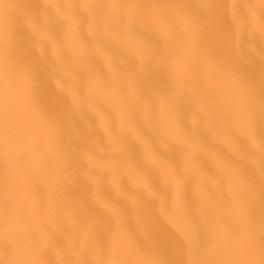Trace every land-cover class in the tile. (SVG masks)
Returning a JSON list of instances; mask_svg holds the SVG:
<instances>
[{
  "label": "snow or ice",
  "instance_id": "1",
  "mask_svg": "<svg viewBox=\"0 0 264 264\" xmlns=\"http://www.w3.org/2000/svg\"><path fill=\"white\" fill-rule=\"evenodd\" d=\"M53 8L65 38L76 41L70 56L56 57L75 113L86 118L84 110L91 109L103 124L94 105L101 94L117 114L106 129L117 157L101 165L86 150L87 130L79 133L78 144L61 140L68 110L57 105L50 112L40 103L53 73L44 70L41 44L49 33L37 21ZM225 8L236 26L232 33L219 25ZM150 34L159 40H147ZM113 43L133 53L123 66L108 57ZM98 55L106 58L107 77L94 69ZM72 64L82 69L79 93L68 83L77 82ZM208 136L229 150L212 153L216 173L197 187L196 219L189 212V181L204 171L199 157L208 151ZM157 142L174 155H162ZM250 148L258 149V159ZM141 152L154 171L140 167ZM77 157L93 165L81 172L93 184L107 169L113 181L121 171H133L151 199L160 186L173 187L165 219L174 234L148 222L150 201L127 192L123 198L136 212L138 234L129 231L124 209L106 201H97L106 221L98 227L86 197L65 194L76 179ZM36 174L45 177L46 194L34 187ZM0 264H264V0H0Z\"/></svg>",
  "mask_w": 264,
  "mask_h": 264
},
{
  "label": "bare ground",
  "instance_id": "2",
  "mask_svg": "<svg viewBox=\"0 0 264 264\" xmlns=\"http://www.w3.org/2000/svg\"><path fill=\"white\" fill-rule=\"evenodd\" d=\"M18 3H36V4H64L68 2H76V0H16ZM160 3H183L188 5H197L203 2H212L221 5H228L232 3L236 4H248L256 3L257 0H157ZM56 10L48 9L46 14L38 17V28L45 30L49 33L46 39L41 41L44 49V70L45 72H52L53 75L50 78L45 79V91L41 97V105L50 112H55L57 105L64 106L71 114L70 118L65 119L61 140L67 143L69 140L75 145L79 143V133L87 130L91 136V143L87 146L86 150L92 153L93 163L101 165L104 163L106 158L115 159L117 153L110 148L107 143L106 129L114 122L117 121V114L111 103L101 94H97L94 98L95 108L104 117L103 124L101 123L100 117L95 111L91 109H85L86 118H81L78 113H75L72 103L71 96L64 91V82L66 78L62 72L56 68V57L64 56L68 57L71 54V48L76 42L72 39H66L59 26L56 23ZM219 25L221 29L232 33L236 26L232 21L230 11L225 8L221 12L219 19ZM84 38L91 39L87 36V32L84 33ZM247 38L246 36L244 37ZM147 40L158 41L159 37L155 34H150L146 37ZM241 39V33H236V41ZM256 48H259L260 37L259 33L255 36ZM133 53L130 50L124 48L123 45L113 43L109 48L108 57L109 59H115L117 63L122 66L126 64L128 58ZM253 61L258 67V54L252 56ZM94 69L101 75L107 77L109 74L108 63L104 55H98L94 59ZM70 70L73 78L76 79V83L72 84L68 82L72 87L73 91L79 93L80 80L82 69L76 65H70ZM20 87L26 88V85L22 82ZM84 92H87V84L83 83ZM185 121L187 124H191V116L188 110H185ZM28 129L21 128V135H27ZM55 136V133H53ZM123 135L131 136V132H124ZM237 138L244 144H247L246 139L240 134L236 133ZM206 143L208 151L200 154V161L202 163L203 172L200 174H193L189 181V212L190 215L196 219L200 218L201 203L200 198L197 195V187L202 183L208 182V175L216 173V166L212 153H225L229 150V145L220 143L214 140L211 136L206 137ZM157 150L165 156L174 155V153L168 151L157 142ZM258 159V149H249ZM141 158L139 159V165L141 168L154 171L153 165L148 161L142 159V152L138 154ZM79 161L78 171L74 183L65 188L66 196H83L87 199L89 209L97 217L99 223L98 227H103L105 221V214L98 209L97 201H106L115 205L120 206L124 209L125 220L129 231L133 235H137V215L133 210L132 206L123 198L125 192L140 194L145 201H150V207L147 212V219L150 224L159 225L165 228L170 234H174V229L167 224L165 219V213L168 206L171 203V198L175 195V189L171 186L165 188L160 186L159 195L155 199L148 197L147 193L144 192L137 186L135 173L133 171H121L119 175L113 181L110 171L104 169L102 171V178L98 183L93 184L89 178L82 175L81 172L91 168L93 165L87 158L77 157ZM34 187L41 194L47 193V183L45 177L40 174L34 176ZM209 187L213 192L216 191L215 187L209 184ZM227 189H225L224 195H227ZM65 227L70 228L71 225L67 222Z\"/></svg>",
  "mask_w": 264,
  "mask_h": 264
}]
</instances>
